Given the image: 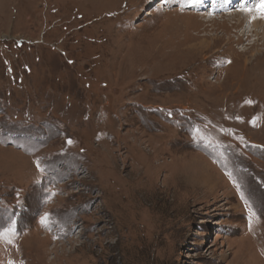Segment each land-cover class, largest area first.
<instances>
[{"label": "rangeland", "instance_id": "obj_1", "mask_svg": "<svg viewBox=\"0 0 264 264\" xmlns=\"http://www.w3.org/2000/svg\"><path fill=\"white\" fill-rule=\"evenodd\" d=\"M201 5L0 0V264H264V42Z\"/></svg>", "mask_w": 264, "mask_h": 264}, {"label": "bare ground", "instance_id": "obj_2", "mask_svg": "<svg viewBox=\"0 0 264 264\" xmlns=\"http://www.w3.org/2000/svg\"><path fill=\"white\" fill-rule=\"evenodd\" d=\"M193 1V3H191ZM215 1V0H214ZM218 5H221V9L224 10H231V9H237L239 12L238 14V21L242 23L244 21V24L248 22L251 26H248L246 30H244L242 33L246 35L247 39L252 37H256L254 42L251 45L255 44V41H263L264 42V21H258L256 17L250 16L249 13L245 14V12L251 11L254 7L258 5V3L264 2V0H217ZM206 0H189V6L191 7H200L199 5L204 4ZM212 2V1H210ZM213 4V3H212ZM202 6V5H201ZM204 7V5H203ZM214 8V7H213ZM217 8V7H216ZM260 20V18H259ZM262 20V19H261ZM202 178V177H201ZM203 179V178H202ZM211 178L208 176H204V181L208 182ZM135 189V188H134Z\"/></svg>", "mask_w": 264, "mask_h": 264}, {"label": "snow or ice", "instance_id": "obj_3", "mask_svg": "<svg viewBox=\"0 0 264 264\" xmlns=\"http://www.w3.org/2000/svg\"><path fill=\"white\" fill-rule=\"evenodd\" d=\"M261 15L264 16V8L261 9ZM68 143H71V141H68ZM39 167V164L37 165ZM46 217L42 220V223L43 222H46ZM14 230L9 228V229H5L3 232H0V239H5V240H8V237L11 233H13ZM9 243H11L10 240H8Z\"/></svg>", "mask_w": 264, "mask_h": 264}]
</instances>
